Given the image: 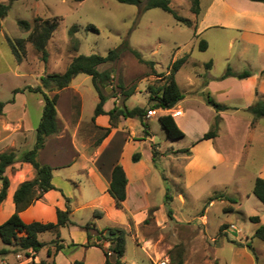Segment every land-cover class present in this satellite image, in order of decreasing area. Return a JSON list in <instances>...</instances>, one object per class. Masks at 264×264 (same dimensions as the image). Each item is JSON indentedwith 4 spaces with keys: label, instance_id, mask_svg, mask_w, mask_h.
I'll return each instance as SVG.
<instances>
[{
    "label": "rangeland",
    "instance_id": "rangeland-1",
    "mask_svg": "<svg viewBox=\"0 0 264 264\" xmlns=\"http://www.w3.org/2000/svg\"><path fill=\"white\" fill-rule=\"evenodd\" d=\"M170 1L179 15L195 22L190 0ZM0 2L8 3V0ZM36 18L55 19L58 23L47 46L48 60L44 62L41 53L27 42L26 56L18 62L9 40L27 38L30 30H22L18 21L26 20L33 26ZM0 24V100L5 102L7 114L14 119H25V125L21 121L23 126L19 127L23 132L25 126L38 122L39 99L42 98L41 93L29 91L27 87L39 85L44 74L65 71L75 55H106L110 49L127 41L144 59L153 60L154 67L140 63L127 49L118 60L100 66V70L111 71V81L101 88L119 104L115 106L146 109L153 108L151 87L162 86L171 63L189 55L176 73L184 94L182 100L170 109H157L151 119L147 112V128L137 117L123 120V116H119L117 127L101 142L104 127L96 125L92 119L97 103L92 77L80 73L68 89L59 91V97L64 91L68 94L72 118L68 121L65 99H62L63 121L59 123V132L48 140L62 135V141L71 137L75 142V165L53 172V183L71 197L73 223L61 228L63 247L53 256L48 255V249L55 251L52 240L56 235L50 231L39 234V240L46 245L36 255L31 251L27 255L26 250L5 244L0 237V249L9 250L0 254V264L42 261L51 264L53 260L56 264L69 261L71 264H78V261L106 264L103 249H108L110 242L98 236L106 234L105 228L109 226L127 230L126 251L122 258L126 264H160L162 261L178 264L179 255L184 264H264V241L254 236L264 223V203L253 193L256 178H264V117L254 116L247 106L251 101L247 91L230 80H218L213 86V92L217 87L231 86L228 96L215 91L217 99L211 97L236 107L228 106L214 112L207 103L210 93L204 86L208 72L221 78L228 66L237 71L255 66L258 61L255 64L248 61L250 49L241 52V45L236 42L228 48L226 42L218 41L212 42L209 49L201 50L199 42L206 38L205 34L195 36L193 27L178 22L172 14L159 7L141 12L138 5L118 0H15L7 15L0 18ZM90 24L98 31L87 29ZM211 32L206 36L210 37ZM16 89L18 92H14ZM55 92L49 91V94L53 96ZM257 97L264 99L261 95ZM179 109L183 112L177 119L185 127L186 136L172 139L160 124L159 116L168 113L174 116ZM216 115L220 117L218 137L212 139L213 142L201 140L202 133L207 125L210 130ZM3 119L5 117L0 115V128ZM26 134V145H32L36 141V131L33 129ZM4 137L2 132V141ZM126 141L133 145L125 149ZM68 148L64 157L74 152L71 146ZM185 148L194 152L182 151ZM105 149L109 152L102 155ZM153 149L157 151L155 162ZM135 153L140 154L136 163L132 161ZM98 157L101 161L95 164ZM121 158L131 162L127 168L136 181L128 187L127 202L118 209L109 197L108 186L110 165ZM39 159L43 163L44 158ZM8 174L11 183L15 177L17 181L34 177L30 172L27 174L25 165L19 164L10 168ZM166 193L173 197L167 205ZM227 196L235 197L237 202H231ZM62 201L65 202L64 197ZM56 207L57 202L50 193L44 194L34 206L42 221L48 219ZM10 208L8 203L6 209ZM95 209L104 211V216L94 218ZM253 216H258L260 221L255 222ZM89 221L97 226L96 230H90L92 241L99 242L102 248L84 246L88 239L85 226ZM247 242H251L255 252Z\"/></svg>",
    "mask_w": 264,
    "mask_h": 264
},
{
    "label": "trees",
    "instance_id": "trees-1",
    "mask_svg": "<svg viewBox=\"0 0 264 264\" xmlns=\"http://www.w3.org/2000/svg\"><path fill=\"white\" fill-rule=\"evenodd\" d=\"M15 0H8V3L0 2V18H3L7 15L10 5ZM83 1V0H77ZM120 2L135 4L140 7V11L144 12L148 9L159 7L164 11L172 14L174 18L187 26L194 28V35L197 36V17L201 12V0H190L191 1V10L196 15L195 22L189 18L182 17L177 13V11L171 6L170 0H118ZM263 2L264 0H252ZM19 27L24 31H29L30 33L27 38H18L15 41L9 40L11 49L15 58L18 62H21L26 56V43L30 42L33 47L41 53L42 60L46 62L49 57L48 43L50 38L53 35L54 30L56 29L58 23L55 19H44L36 18L33 26L26 20L18 21ZM1 29V24H0ZM87 29H93L98 31L97 27L94 24H90ZM71 34H73V29H70ZM208 47L207 41L201 39L199 42V48L201 50H206ZM130 50L135 58L143 64L154 67L153 60H146L142 57V54L131 47H129L127 41L118 48L110 49L106 55H101L98 53L93 54H78L73 57L65 71L63 72H54L47 73L41 76V83L37 86H28L27 88L34 92H40L43 95L44 106L42 111V116L39 121V124L36 128V141L34 146L29 149L22 157L21 160H16V153L14 150H6L0 153V203H2L8 194V190L11 186V177L7 168L11 169L15 165H27L32 167L35 170V176L32 179H26L22 181L16 188L13 201L15 203V211L3 222L0 224V237L5 244L9 245H18L19 249L26 250V254L30 255L31 251L33 255H36L45 245L46 242L39 240V234L42 232L50 231L56 235V239L52 240V243L55 244V251L52 248L48 249V255H56L63 244L61 237V228L72 224L71 221V200L68 196H63L66 199L65 209L57 208L56 209V221H32L26 222L23 220L21 213L26 210L28 207L33 205L36 201L41 200L44 194L50 190L58 189L53 183V172L54 167L49 164L41 163L39 160V153L41 149L45 147V144L49 137L56 135L59 132V120H58V110L57 103L59 98V91L66 88L70 85L73 78L80 73L87 74L92 77L93 85L96 88L99 94V102L97 103L93 121L95 117L100 114H109L110 116V126L104 127V134L100 138L99 142L104 139L113 128L117 127V119L119 116L128 117H137L141 120L142 125L147 128L148 123L145 120V116L150 109H170L174 107L180 100L184 98V94L181 91L178 82L176 80V73L181 69L188 59V55L182 56L174 60L170 65V72L166 75L165 83L159 88L151 87V99L154 101L153 108L146 109L141 106H135L129 108L127 106L118 107L115 106L110 111L104 110V104L107 100V96L102 91L101 86L107 84L111 81V71L110 70H100V66L107 62H114L119 59L120 55L125 50ZM207 66L211 67V61L207 63ZM153 71L154 68H153ZM251 71L245 69L241 72L234 71L230 66L227 67L226 71L221 75V79L226 77H236L238 79H243L251 75ZM19 89L14 90L18 92ZM49 91H56L53 96L49 94ZM258 95V93H257ZM207 103L212 106L217 112L229 108L227 105H224L210 95L207 98ZM5 102L0 100V114L3 113ZM248 109L254 114L255 117H264V99L257 97L254 103H252ZM220 117L216 115L215 121L212 124L210 130L205 132L201 140L214 139L218 137V123ZM159 121L162 127L167 131L169 138L178 139L185 137V132L180 128L176 122L174 116L171 113L163 114L159 116ZM148 133V130H145ZM184 152H190L188 148L183 149ZM157 157V151L152 150V159L155 162ZM140 159V154L135 153L132 155V161L137 162ZM127 184L128 177L125 172V169L122 164L115 163L111 173V180L108 187V193L115 201V205L118 209L123 208V204L127 199ZM169 190V188H167ZM253 193L257 198L264 203V178L257 177L255 180ZM173 197L166 193L165 204H169V201ZM231 202H237L235 197L227 196ZM169 215L171 213L170 208L168 210ZM104 216V211L100 209H95L94 218H101ZM252 219L255 222H259L260 219L258 216H253ZM86 229L88 230V239L84 246L91 247L97 246L101 247L99 242H93L90 230H96L97 226L94 221H89L86 224ZM107 231L106 234L101 233L98 236V239L109 241L110 245L108 249H103L105 255L106 264H126L122 258L126 251V238L127 230L123 227L118 226H109L105 228ZM255 237L260 238L264 241V223L260 225L255 233ZM73 244H75L73 242ZM247 246L252 249L254 252V247L251 242H247ZM9 250L7 248L0 249V254H5ZM174 258H172L173 260ZM78 264H84L81 261L77 262ZM178 264H184L182 255H179ZM32 264H45L44 261L40 263L33 262ZM51 264H56V261L53 260Z\"/></svg>",
    "mask_w": 264,
    "mask_h": 264
},
{
    "label": "crops",
    "instance_id": "crops-1",
    "mask_svg": "<svg viewBox=\"0 0 264 264\" xmlns=\"http://www.w3.org/2000/svg\"><path fill=\"white\" fill-rule=\"evenodd\" d=\"M196 24H197V30H196L197 36L205 34L204 37H206L205 39H206L207 44H208L207 49H209L211 47L212 42L224 41L227 43L228 48H231L233 46V44L236 42V44L238 43V45H241V48H242L241 52H247L248 49H250L252 51L250 53L251 59L248 58V61H253L255 64L256 63L255 61H258V63H259L260 58L262 60V63H260V64L257 63L255 66L250 65L249 66L250 69H248V70H250L252 74L249 77H246L243 79H238V78L233 77V76L221 79L219 76L217 77L215 75H212L211 72H208V74H207L208 76L205 80L204 86L206 87V89L210 93V96L215 97V95H214L215 91L216 92H225L226 96H228L231 86L225 87V88H219V89L217 87L214 89L215 91L213 92V86L216 85L215 82L218 80H223V81L224 80H230L235 85L236 84L239 86L241 85V87L244 88L245 91H247L249 97L251 98V101L248 103L247 106H250L257 99L256 98L257 93L259 96L260 95L264 96V3L259 2V1H252V0H201V12H200L199 16L197 17ZM212 29H214V30H212ZM219 29H221V30H219ZM209 31H212L211 36L207 37L206 33ZM220 31L223 32V34ZM225 31L228 34L225 33ZM188 59H189V55H188ZM211 60H213V59H211ZM227 64H229V63H227ZM211 65H212V61H211ZM232 69L236 72H241V71L235 70L234 68H232ZM65 89H68V87H66ZM29 91H31V90H29ZM64 92L61 93V95L58 99V103H57L59 123L60 122L62 123V121H63V118L61 116V111H60V105H61L62 99L63 100L65 99L64 105H66V108H67L65 110V112H66L68 121H69V119L72 118L71 101H69L70 99L68 97L67 92L66 91H64ZM96 92H97V90H96ZM37 93H40V92H37ZM64 94L66 95L65 97H64ZM105 95L107 96V100L104 104V110L108 112L111 109H113L116 104L117 105H119V104L115 103V100H112L113 98L111 96H109L107 94H105ZM94 99H95V101H97V103L99 102L98 92L94 96ZM97 103H96V105H97ZM39 104H40L39 105L40 114H39L38 122L35 125L31 124L30 127L25 126V132L19 130L20 129L19 127L21 126L22 123L25 125V119L24 120L22 118L14 119L11 114H7L6 104H5L3 113L0 114L1 116L5 117V119H3L2 127L0 128V153L3 151H6L8 149H13L16 153V160H21L23 155L29 149H31L34 146L35 142L31 143L32 145H26V139L28 138L26 132L28 133L29 131H32L33 129L36 131V128L39 124V121H40V118L42 115L41 107L43 108V106H44L43 95H42V98L39 99ZM96 105H95V107H96ZM227 106L236 107L234 105H227ZM161 110H163V109H161ZM179 110L182 111V109H179ZM214 112H217V111L215 110ZM24 114H25V111H24ZM93 115H94V111H93L92 116ZM179 116L180 115L174 116V118H175L176 122L178 123V125L180 126V128L185 132L186 131L185 127H183L178 122L177 117H179ZM152 117L153 116H150V119ZM126 119L135 120V117L134 118H132V117L125 118L123 116V120H126ZM21 121H22V123H21ZM94 122L96 125H98L100 127H109L110 126V116H109V114H100V115L95 117ZM23 124H22V126H23ZM120 124H122V122ZM208 128H209V126L207 125V127H206L205 131L202 133V135L208 131ZM2 132L5 134L3 141H2ZM185 134H186V132H185ZM56 137L57 138H50L46 142L45 147L43 149H41V151L39 153V158L43 157L44 161L48 162V163H45L43 161L44 164H49L52 167H54V172H56L58 169L65 168V167H72L73 165H75L76 161H74V157L77 154L76 148L74 146L75 142H74L73 138L70 137L67 139V141H65V140L62 141L60 139V138H62V135L56 136ZM151 139L154 140V135H152ZM206 141L213 142L212 139H206ZM194 143L192 145L193 147L195 146ZM130 145H133V144L126 141L124 144L125 149L128 146L130 147ZM70 146L74 150L72 156H70L72 153L71 152L68 155L70 157H64V156H67V155H65V154H67V152H65V150L66 149L68 150L69 149L68 147H70ZM190 151L194 152V150H192L191 148H190ZM108 152H109V150L105 149L102 152V155L108 154ZM100 161H101V159H100V157H98L95 161V164H97V162H100ZM129 162H128V159L125 160V158H121L120 161L116 162V163H120L123 165L125 172L127 174V177H128L127 198L129 197L128 196V194H129L128 193V187L131 185V182L136 181V177L133 176L128 171L127 165L131 164V162L130 163ZM113 166H114V164L112 163L110 165V171L111 172H110L109 183L111 180V173H112ZM26 167H27V174H29V172H30L33 174V176H35V170L32 167L28 166V164L26 165ZM96 167H97V165H96ZM81 168L82 167L80 165V167L78 169L80 170ZM9 169H10V167L7 168L6 172H8ZM97 169H98V167H97ZM29 178L31 179V177H29ZM66 178L69 179L70 181L73 180V179L68 178V177H66ZM93 180L97 184L95 179H93ZM22 181L23 180L17 181L16 177H15V180L12 181L11 186L8 190V194H7L6 199L2 203H0V224L3 223L15 211V203L13 201V195H14L16 188L18 187V185ZM58 189H61V188H58ZM58 191L59 190L53 189V190H50V191L45 193V195H48V193L53 194V196L55 198V202H57V207L55 208L54 211H51V213L48 216V219H46L44 222L56 221V209L57 208L65 209V207H66V199L62 194L64 192L62 189H61V192L60 191L58 192ZM65 196H67V195H65ZM62 197H64L65 202L62 201ZM109 197L112 198L110 195H109ZM69 198L71 200V197H69ZM37 202H40V200L36 201L33 205H31L30 207H28L26 210H24L21 213V216H22L24 221H26V222H32L35 220L42 221L38 217L39 216L38 211L34 208V206L36 205ZM126 202H127V199L125 200L124 203H126ZM8 203H10V206H11V208L9 210L6 209V206ZM91 247H97V246H91ZM97 248H100V247H97ZM104 257H105V255H104ZM67 264H71V261L67 262Z\"/></svg>",
    "mask_w": 264,
    "mask_h": 264
},
{
    "label": "built area",
    "instance_id": "built-area-1",
    "mask_svg": "<svg viewBox=\"0 0 264 264\" xmlns=\"http://www.w3.org/2000/svg\"><path fill=\"white\" fill-rule=\"evenodd\" d=\"M182 111L181 110H176L174 113V116L180 115ZM156 113V110L150 109L148 110V116H151ZM232 227H235L234 225H231ZM160 264H167L165 261H162Z\"/></svg>",
    "mask_w": 264,
    "mask_h": 264
}]
</instances>
